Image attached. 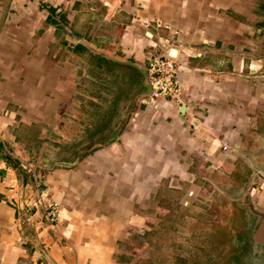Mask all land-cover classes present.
Segmentation results:
<instances>
[{"label": "crops", "instance_id": "crops-1", "mask_svg": "<svg viewBox=\"0 0 264 264\" xmlns=\"http://www.w3.org/2000/svg\"><path fill=\"white\" fill-rule=\"evenodd\" d=\"M172 34L183 95L140 98L137 124L101 144L123 117L89 114L110 99L88 87L105 80L89 63L143 66ZM75 124L98 133L75 159L42 155L46 133ZM217 172L245 187L255 175L264 208V0H0V264H130L154 199L196 196ZM42 196L60 205L54 224Z\"/></svg>", "mask_w": 264, "mask_h": 264}, {"label": "rangeland", "instance_id": "rangeland-1", "mask_svg": "<svg viewBox=\"0 0 264 264\" xmlns=\"http://www.w3.org/2000/svg\"><path fill=\"white\" fill-rule=\"evenodd\" d=\"M88 77L105 79L88 87L97 90L94 92H105L110 98L88 102L87 109L91 108L89 114L94 120L97 112L102 117L113 111L112 106L115 113L119 110L124 117L134 106L137 95L145 92L143 74L128 65L112 66L102 73L90 62ZM73 127L68 138H58L52 144L47 139L53 133H46L42 155L67 156L72 160L82 150L81 146L88 144L86 140H91L89 136L98 134L97 127L87 133L81 131L84 130L81 124ZM238 174L233 179L218 172L205 177L196 196L183 198L180 193H164L155 198L147 227L138 232L134 244L128 247L137 256L130 264H264V246L253 241L264 236V215L257 212L264 208L257 206L252 196L255 183L247 189ZM241 183L243 188L238 187Z\"/></svg>", "mask_w": 264, "mask_h": 264}, {"label": "built area", "instance_id": "built-area-1", "mask_svg": "<svg viewBox=\"0 0 264 264\" xmlns=\"http://www.w3.org/2000/svg\"><path fill=\"white\" fill-rule=\"evenodd\" d=\"M153 37V35H152ZM177 35L172 34L170 37H159L158 40L152 41V47L156 50L165 49V53L147 56L148 64L143 66L148 69V82L151 84V93L142 97V102L147 107L160 108L163 100L178 101L183 95L180 84L179 71L180 65L177 61V56L173 55L172 51H176ZM130 115V122L135 125L138 122V115ZM225 145L224 149L228 150ZM36 206H41L45 209L46 219L54 224L60 215V205L57 202L39 198L35 201Z\"/></svg>", "mask_w": 264, "mask_h": 264}, {"label": "water", "instance_id": "water-1", "mask_svg": "<svg viewBox=\"0 0 264 264\" xmlns=\"http://www.w3.org/2000/svg\"><path fill=\"white\" fill-rule=\"evenodd\" d=\"M129 64H131L132 66H134L135 68L140 70L141 73L143 74V80H142L143 82L142 83L145 87V92L137 95V98L134 100V106L132 107V109L126 112V114L124 115L123 120L120 123V125L110 134V136L108 138H106L103 142H100L101 144L102 143L107 144L108 142L115 140L117 137H119L122 129L124 128V126L126 125L128 119H129L130 114L137 109L139 99L142 98L143 96H146V95L151 93L152 87H151V84L148 82V69H147V67L142 66V65L135 63V62H129ZM185 107L186 106L183 105V108H185ZM79 161H80V157H77V159L74 162H68V161L62 160V161L56 162V164L73 166V165L78 164ZM254 176H253L252 180L250 181L247 189H250L251 185L255 182ZM257 212L262 213V215H264V211L257 210Z\"/></svg>", "mask_w": 264, "mask_h": 264}, {"label": "flooded vegetation", "instance_id": "flooded-vegetation-1", "mask_svg": "<svg viewBox=\"0 0 264 264\" xmlns=\"http://www.w3.org/2000/svg\"><path fill=\"white\" fill-rule=\"evenodd\" d=\"M253 241H254V243L257 241V243H258L259 245L264 246V242H263L264 240L259 241V240L254 239ZM261 256H262V255H261Z\"/></svg>", "mask_w": 264, "mask_h": 264}, {"label": "bare ground", "instance_id": "bare-ground-1", "mask_svg": "<svg viewBox=\"0 0 264 264\" xmlns=\"http://www.w3.org/2000/svg\"><path fill=\"white\" fill-rule=\"evenodd\" d=\"M173 52H175V53H173ZM172 53H173V55H176V54H177V52H176V51H174V50L172 51Z\"/></svg>", "mask_w": 264, "mask_h": 264}, {"label": "trees", "instance_id": "trees-1", "mask_svg": "<svg viewBox=\"0 0 264 264\" xmlns=\"http://www.w3.org/2000/svg\"><path fill=\"white\" fill-rule=\"evenodd\" d=\"M103 60H105V61H106V59H103ZM106 63H108V62H106ZM107 70H109V69H104V71H106V72H107Z\"/></svg>", "mask_w": 264, "mask_h": 264}]
</instances>
